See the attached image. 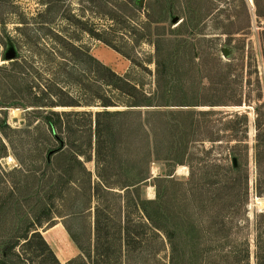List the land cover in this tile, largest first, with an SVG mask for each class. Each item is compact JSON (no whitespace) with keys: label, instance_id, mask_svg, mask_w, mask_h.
I'll return each mask as SVG.
<instances>
[{"label":"rangeland","instance_id":"374dc122","mask_svg":"<svg viewBox=\"0 0 264 264\" xmlns=\"http://www.w3.org/2000/svg\"><path fill=\"white\" fill-rule=\"evenodd\" d=\"M73 46L162 105L119 103L108 109L128 113L96 117L105 107L85 105V88L118 101L121 82H97V64L76 66ZM98 120L114 187L97 173ZM146 124L159 128L166 159L151 161L141 197L157 198L159 186L164 206L182 219L194 214L208 230L201 264H223V256L256 264L264 250V0H0V264L76 260L72 234L86 248L94 243L98 205L102 227L129 212L139 221L132 191L118 185L147 168ZM101 235L106 241V227ZM112 257L100 264L164 261L163 252Z\"/></svg>","mask_w":264,"mask_h":264},{"label":"trees","instance_id":"16d2710c","mask_svg":"<svg viewBox=\"0 0 264 264\" xmlns=\"http://www.w3.org/2000/svg\"><path fill=\"white\" fill-rule=\"evenodd\" d=\"M158 43L159 40L156 42L157 50H159ZM70 54V57L75 60L76 66H78V64L85 66L92 63L97 64L96 70H93V74L96 77L97 82L100 81L101 83L111 84L114 78L121 82L120 86H116L119 91L118 101H115L110 97L99 96L97 93L91 91V89L87 87L85 88L87 92V99L84 103L85 105L94 106L99 100L100 105L105 107L103 111H96V117L103 114L123 115L128 113V111H110L108 109L109 107L119 106V103H125L124 105L130 107L162 105L156 104L154 101H150L151 97H148V95L143 91L141 84L132 83V79L129 78L128 74L119 75L116 73L113 69L94 57L88 48L83 46H73ZM73 74L74 73L71 71V79H74ZM124 99H126V101H124ZM71 102L73 101L68 103L70 106H79L78 103ZM84 112L87 113L89 111ZM51 113L52 115L61 116V114H58L57 111H51ZM65 114L67 115L68 113H62V115ZM47 120L48 124L52 126L56 125V123L50 119V116L47 117ZM101 131V125L98 120L96 121V135L98 136V149L96 150L97 173L99 178L102 180L104 187H114L110 186L109 183L110 175L108 170L110 166L101 153ZM113 131L119 144H123L126 132L124 128L121 125H118L113 128ZM142 131L147 138V168L144 173L142 175H138V177H136L137 175H134V177L127 175L126 180L118 185L121 186V189H124L125 192L130 193L129 190L132 191L133 197H131L130 200L133 202V209L137 211V213H141L142 216L139 215V221L133 217L131 212L128 213L126 218L125 216L120 219L116 218V216L108 217V223L104 224V227H102V221L99 214L100 207L98 205L95 223L96 236L94 243H92L89 248H86L79 242L76 236L72 234L74 241L78 244L81 250V255L76 258V260L68 261V264H74L77 261L79 264H100V256L103 255L108 260H111L113 258L112 255H118L122 252H125L128 256L140 253L149 255L150 257H158L160 253L163 252L164 261L162 264H201V261L208 255L209 248H202L200 244L202 241L208 243L207 240L204 241L202 239V234L208 232V230L199 227L194 219H190L189 216H193V213L187 216L188 219H182L176 208L172 207L168 209L164 206L159 186L157 189L158 195L155 199H144L139 194L138 189L141 185L140 182L151 177V161L154 159H166L162 156L159 147V128L146 124L143 125ZM79 155H84V157H86V154L83 152H75V156L79 157ZM88 160L90 159H87V161ZM84 168L85 174L91 181L93 177L92 171L87 170L85 166ZM127 170V162L124 161V159H120L118 161V173L123 174L127 172ZM160 179L162 178L158 177V181H160ZM91 190H93V188ZM94 197L99 198V194L96 191L89 197L90 206L88 209L92 207V199ZM185 214L187 215V211ZM105 227L107 239L103 242L101 231L104 230ZM210 228L212 231V227ZM178 235H183L184 237L179 238ZM111 249L113 250L112 252H110ZM245 259H248V254ZM256 259V264H264V250L261 248L259 249V246L256 252ZM222 262L223 264H231L225 256L221 258V263ZM208 264L210 263L208 262Z\"/></svg>","mask_w":264,"mask_h":264},{"label":"water","instance_id":"95a60500","mask_svg":"<svg viewBox=\"0 0 264 264\" xmlns=\"http://www.w3.org/2000/svg\"><path fill=\"white\" fill-rule=\"evenodd\" d=\"M174 21H177V19L174 18ZM14 55H15L14 52H10V53H8V57H10V58L14 57Z\"/></svg>","mask_w":264,"mask_h":264},{"label":"bare ground","instance_id":"6f19581e","mask_svg":"<svg viewBox=\"0 0 264 264\" xmlns=\"http://www.w3.org/2000/svg\"><path fill=\"white\" fill-rule=\"evenodd\" d=\"M250 2H252L253 0H249ZM182 168H179V170H181ZM153 193V192H152Z\"/></svg>","mask_w":264,"mask_h":264}]
</instances>
